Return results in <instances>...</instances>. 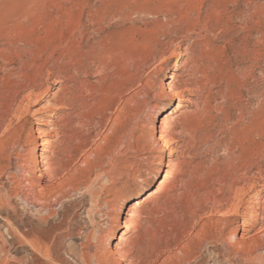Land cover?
<instances>
[{
  "label": "rangeland",
  "instance_id": "rangeland-1",
  "mask_svg": "<svg viewBox=\"0 0 264 264\" xmlns=\"http://www.w3.org/2000/svg\"><path fill=\"white\" fill-rule=\"evenodd\" d=\"M168 62L173 65V69H167ZM22 69L23 71H21ZM27 72L32 73L28 74ZM49 72L52 73V78L47 79ZM58 72L62 76L63 73L67 76L70 73L74 74L68 77L77 82L78 88L81 87L79 93L77 92L79 97L76 98L75 105L73 104L74 106L69 110L63 109L60 111L50 108L45 110L44 107H48L53 102L52 93L60 85L58 80L61 78L57 77ZM202 72L204 75L201 74ZM94 73L98 74L95 75ZM31 74L36 75V77L33 75V80L40 79L39 81L43 82V79H45L44 82L49 85H47L49 89L47 92H43L44 94L42 93L40 97L33 96L30 102L25 101V105L22 106L24 114L20 121V135L23 146L11 151L10 157L3 161L2 165L8 166V169L5 170L6 172H4L0 182H5L6 188H10L12 185L8 180V174L19 172L17 170L19 162H26L30 153L29 134L32 126H37L36 117L44 116L45 118L55 119L69 111H73L70 113L71 117L74 118V124L80 123V125L72 124L73 131H71L73 134L71 135H73V138L60 137V141L57 142L58 147L60 146L59 152L51 160L57 162L58 165L59 163H67L68 167L66 166V169L68 170L62 171L61 175L67 176L71 171L79 181L83 179L81 181L85 182L84 186L88 184V187L83 186L78 192H71L72 194H69V197L63 200V205H57L52 209L60 215H57V219L58 217H68L67 219L72 227L71 230L63 229L59 231V235L62 237L55 241L52 240L51 236V233L55 232L53 230L56 229L53 225L54 223L57 225L61 218L59 220L52 219L48 223L42 222L45 225L48 224L47 226L40 225L41 221H38L34 213H27L23 203L18 198H10L14 208H0V236L7 240L5 248L0 244V264H32L31 246L27 243L24 244L26 241H23L21 237H15L12 234L14 232L9 230L10 226L19 233L26 234L27 232L30 240L33 238L37 240L40 237L41 240L38 238V241L45 243L42 244L44 248H46V244V246L52 244L53 254L67 262L63 263L84 264L82 259L73 257V254H77V252L80 254L87 250L84 247L87 244L84 234L96 230L101 236H105V232L110 231V235L116 239L120 233L115 219L119 206L127 197L149 183L151 176L159 165L163 153L159 152V146L156 144L158 141L152 136L150 122L153 114L157 112L164 100L168 81H173L178 85L176 86L177 92L178 90L181 91L178 88H182L183 85L182 90L185 89L186 84H190L192 89L195 87L199 89H196L197 91L195 89L192 91L185 90L184 93L179 91V95L173 97V101L168 106V110L172 112L163 119L165 122L161 120V126L164 127L169 137L174 134L173 136L177 140L174 146L177 147L178 151L170 154L168 160L170 164L168 170L170 174L172 172L174 174L165 173L166 177L163 180L154 183L151 190L144 196L148 201L139 209L142 214L141 224L144 226L143 229L149 230L151 233L159 232L164 227L174 224V218L177 223L176 227L179 228L178 223L186 219L184 216L186 213L185 206L188 205L193 196H196L194 192L197 193L204 186L208 176L212 174L211 171L217 168V165L219 167V163L224 162L228 156V151L225 149H229L233 145V138L237 131V123L242 116V109L245 108L248 111L259 108V106L261 108L262 103H264V0H0V102H2V99L3 102L11 99L16 90H20L24 84L32 79ZM43 74L46 76L44 77ZM26 75H28L27 78ZM169 76H175V78L169 79ZM77 78L78 80H76ZM73 81H69V85H73ZM127 81L130 83L128 84ZM122 89H125V92ZM5 90L7 93H5ZM2 92L5 94H2ZM180 93L183 94L182 97ZM130 96L133 97H131L132 100ZM188 96L191 102L185 99ZM133 100H135V104ZM180 104L184 106L180 107ZM119 108L120 111H117ZM261 110V116L264 118V108ZM196 111H199L200 116ZM104 113L106 116L113 114V117H108L110 119L106 120ZM119 114L121 118H124L122 121L118 116ZM121 114L126 115L123 117ZM81 115L82 117H80ZM84 116L91 117L86 118ZM115 116L122 124L114 118ZM127 116H131L130 119ZM180 116L184 118L181 119ZM81 118L83 121L82 126ZM112 118L119 123L118 126L115 124L117 122L111 121ZM126 120L129 126L127 122L125 123ZM174 121H176L175 124ZM202 121L204 122L202 123ZM197 122H199L198 125H195ZM131 123L134 127L130 125ZM107 124L108 127H106ZM110 124L115 125V127ZM178 124L180 127H178ZM204 124L206 125L204 126ZM185 126L187 127L185 128ZM105 127L106 132L110 131L112 133L108 132L109 134H107L104 131ZM112 127L115 131L111 129ZM117 128H121V131ZM126 128L130 129H128L129 132ZM233 129L236 131L233 132ZM178 130L183 132L184 135L187 133L188 136L183 135V137L182 134L177 132ZM103 132L109 137L112 135L110 137L113 141L112 144L111 141L106 144L104 139L101 138L104 137ZM113 132L115 133L113 134ZM124 132L125 134H123ZM120 138L122 143L119 140ZM207 139L208 142H204ZM114 141L119 143L115 145ZM69 143H71V147ZM95 143H98V147H95ZM104 144V148H109V151L102 148V151L98 153L99 146H104ZM185 144H187L186 148ZM111 148L114 150H111ZM110 150L113 152L112 154ZM17 152L21 153V158L16 156ZM168 153V151L165 152V154ZM186 153L191 154V157L187 156ZM73 155H75V159L68 160ZM113 155L114 158H111ZM88 156H90L92 162L94 161L92 164L98 166L102 161L105 162V165L103 166L104 163H101L102 165L100 164L101 167L98 166V170L97 166L96 168L92 166L94 170L90 169L91 167H88L87 164L90 160L87 159ZM194 156L198 157L195 158ZM93 159L99 162L95 163ZM216 160L220 162L218 163ZM262 165L264 168V162H262ZM78 179H75L76 182ZM92 187L93 189L96 187L95 190L102 188L105 190H103L104 194L101 201L103 203L100 204L102 208L98 210L96 206L99 202L96 201L95 197L94 200L89 195ZM191 188L197 192L194 190L193 192ZM258 189H260V186ZM189 191L190 194L193 193L194 195L190 196ZM86 192H89V194H86ZM261 193L264 195V190ZM185 196L190 199L189 202L184 201L187 199ZM181 198L184 202L181 201ZM136 199H133L132 202ZM107 200L108 202H106ZM181 202L184 204H181ZM164 204H167L166 208L168 210L163 207ZM172 207L176 209L173 208V213L171 212ZM128 212L131 216L138 214L137 211L129 210ZM92 218H95L97 223H93ZM8 219L11 221L10 223ZM163 219L164 222L161 223ZM145 221H148L147 224L143 223ZM166 221L167 223H165ZM260 224H257V227H260ZM52 227L55 229H51ZM132 230L127 229L128 234ZM43 233H47L46 235L49 237ZM67 233L70 234L67 235ZM30 235L35 237L31 238ZM1 240L0 243H3V239ZM102 246H104V243ZM217 248L210 245L207 250H202L201 264H218L214 259Z\"/></svg>",
  "mask_w": 264,
  "mask_h": 264
},
{
  "label": "bare ground",
  "instance_id": "bare-ground-1",
  "mask_svg": "<svg viewBox=\"0 0 264 264\" xmlns=\"http://www.w3.org/2000/svg\"><path fill=\"white\" fill-rule=\"evenodd\" d=\"M119 17H120V15H119ZM25 56H26V54H25ZM35 61H37V60H35ZM59 61H60V59H59ZM44 66H46V65H44ZM114 68H115V66H114ZM167 69H170V70L173 69V65L170 62H168V68ZM21 71H23V69ZM24 71H26V70H24ZM35 71H37V70H35ZM43 71H45V70H43ZM27 73L29 74V73H32V72H27ZM36 73H37V75H39L38 72H36ZM65 73H68V72H65ZM22 74H23V78H24V76H25L24 72ZM71 74L72 73H70V75ZM96 74H98V73H96ZM201 74L204 75L203 72ZM33 75L36 77L35 74H31L30 77L32 78ZM70 75H68V76H70ZM72 75H74V74H72ZM138 75H139V73H138ZM138 75H137V78H138ZM205 75H207V73H205ZM27 76L28 75H26V78H27ZM43 76L45 77L46 75L43 74ZM51 76H52V73L49 72L48 76H47V79L52 78ZM61 76L62 75H59V72H58V76L57 77L61 78V79L58 80V84H60V85L58 86L57 90L52 93L53 102H51L50 105L48 104L49 105L48 107H44L45 110H47L49 108L50 109H58L60 111L63 110V109L69 110V109L72 108V106L75 105L74 103H75L76 98L79 97L77 92L80 91L79 88H81V87L80 86H79V88L77 87V84H76L77 82H74L73 80H71L70 77H68L64 73H63V76L62 77ZM57 77H56V79H57ZM190 77H192V76H190ZM168 78L169 79H174L175 76L174 77L173 76H169ZM37 80H35V79L33 80V78H32L26 84H24V86H22V84H21L22 87L19 85L21 87V89L19 88L20 90H16L15 94L11 97V99H8L7 101L4 100L5 102H3V99H2V102H0V179H1V177H3L4 172H6L5 170L8 169L7 168L8 166H3L2 165L3 161H5V159H8L10 157L11 151L16 150L17 147H19V146L20 147L23 146L22 145V141H21L22 138H21V135H20V121H21V119L23 117V114H24V112H23L24 109L22 108V106L25 105L24 104L25 101L30 102L33 99V96H36V98L40 97V95L43 92H47L48 89H49V87H48L49 85L47 84L48 85L47 86L45 84V82H44L45 79H43V82H40L39 81L40 79L38 81ZM76 80H78V78ZM69 81L70 82L73 81L74 84L72 83L73 85H69V83H68ZM24 82H25V78H24ZM133 82H135V81H133ZM82 83H83V81H82ZM127 83H128V81H127ZM201 83H202V81H201ZM201 83H200V85H201ZM6 85H7V83H6ZM131 85H132V83H131ZM176 86H178V85H176L173 81L172 82L168 81L167 86H166V90H165L164 100L160 104L157 112H155L153 114L152 120L150 122V128H151V130L153 132L152 136L158 141L157 143L156 142L155 143L159 146V149H160L159 152L163 153L161 155V157H160V161H159L158 167L156 168L154 174L151 176L149 183L144 185V186H142L136 192H134L129 197H127L122 202V204L119 206L118 212H117V215H116V218H115L116 219V224L119 226V229H120V233H119L118 237L116 238V239H118V241H116V239L113 238V236L110 235V231H106L105 232L106 233L105 236L104 235L101 236V234L98 233L96 230H92L91 232H87V233L84 234V237H86V242H87V244L84 245V247L87 250L85 252H81L80 254L78 252H77V254H73L74 255L73 257L82 259L84 261V264H201L202 263L201 262V258H202L201 251L204 250V249L207 250L208 246H210V245H212V246H214L216 248L218 247L217 250H216V255L214 257V259H216L218 264H264V198H263L264 195H263V193H261V191L264 190V168H263V165H262V162H264V118L261 116V112H262L261 109L264 108V103H262L261 108L259 106V108H256V109H253V110H248V111L245 108L242 109L243 110L242 114H241L242 116H241V119H239V121L237 123V127H236L237 131L235 129H233L234 130L233 132L236 131V133L234 134V138H233L234 139L233 145L231 144L232 147H229V149L228 148L225 149V150L228 151V156L226 157V159L222 163H219L220 161L218 162L217 161L218 159L216 160L219 163V167L217 165V168H215L214 170L211 169L212 170L211 171L212 174H210L208 176L207 182H205L204 186L202 188H200L198 190V192L195 189L191 188L192 191L194 190V191L197 192V193H195L193 191L194 194H196V196H193V198L190 197V198H192L191 200L185 196L187 199L184 200V201L186 202V201L190 200V202L188 201L189 202L188 205L186 203V205H187V206H185V212H186L185 214L186 215L184 214L186 219L184 221H181L180 223H178L180 227L179 228L176 227L177 223H176V220L174 218L173 219L174 224H171L168 227L161 226V227H164V228L162 230H160L159 232L155 231V233L154 232L151 233V232H149V230L143 229L144 226H143V224H141V217H142L141 215L142 214H141L139 208H140V206L144 205L148 201V199L144 198V196L151 190V188L153 187L154 183H157V182L159 183L161 180H163L164 177H166L165 173L167 174L169 172L168 167L170 166V164L168 163L169 155L173 154V152H177L178 151L176 149L177 147L174 146L175 145L174 143L177 142V140L173 136L174 134L171 135V137L173 136L172 138L169 137V135H167L166 131L164 130V127L161 126L162 125V121L161 120L165 119L172 112L171 110L170 111L168 110V106L173 101V97L179 95L178 92L180 90H178V92H177V90H176L177 87ZM190 86H191L190 84H186V88L185 89L182 90L184 85H183L182 88H178V89H181L180 92H182V93H184V92H186L188 90L192 91L194 89L195 90L199 89V88H196V87L192 89ZM205 87H206V84H205ZM91 89H92V87H91ZM202 91H203V89H202ZM85 92H83V93H85ZM3 93L4 92H2V94ZM5 93H7L6 90H5ZM182 93H180V94H182ZM197 93H199V92H197ZM8 95H10V94H8ZM132 96H130V99H131ZM182 96H183V94L181 95V97ZM84 97L82 98L83 100H84ZM122 98L124 99V97H122ZM118 99H119V97H118ZM185 99H187L188 101L191 102V99H190L189 96L186 97ZM79 100H81V99H79ZM86 101H84V102H86ZM134 101L135 100H133V102ZM114 102H117V101H114ZM123 102H125V101H123ZM126 102H127V100H126ZM129 102L131 103L132 101H129ZM261 102H263V101H261ZM87 103H88V101H87ZM134 104H135V102H134ZM183 104H180L179 106L183 107L184 106ZM79 105H80V103H79ZM123 106L125 107V105H123ZM76 107H78V106L76 105ZM120 108H122V106H120ZM120 108L117 109V111H120ZM82 110H83V108H82ZM91 110H92V108H91ZM144 110H145V108H144ZM199 110H200V108H199ZM77 111H78V109H77ZM94 111H96V110L94 109ZM123 111H125V110H123ZM193 111L195 112V110H193ZM70 112L71 111L67 112L64 115H61V117L58 116L55 119L45 118L44 116L36 117L37 126H32L30 134H29V136H30L29 137V139H30L29 140V143H30L29 152L30 153L28 155V158H27L26 162L23 163V162L20 161L19 165L17 164L18 165L17 166L18 167L17 170L19 172H14V173H9L8 174V180H9L10 184L12 185L10 188H6L5 182H2V183L0 182V208H5V207H9V208L11 207V209L14 208L10 198L16 197L23 203L26 212L27 213H34V215H36V217L38 218V221H41L40 222L41 224L39 222L38 223L40 225H42L43 224L42 222L48 223V222H51L50 220H52V219H57L56 217L59 214L54 212L52 209L55 206H57V205H63L62 204L63 200L68 198L69 194H72L73 192H78L85 185V182L81 181L83 179H81V177L78 176L81 179L79 181L77 176L75 174L71 173V171H70L71 174L66 172V173L69 174L67 176L66 175H64V176L61 175L62 171L68 170V169H66V166L68 167L67 163L66 164H60L59 163V165H58L57 162L51 160L59 152V147L60 146L58 147V145H57L58 143L57 142L60 141V137L61 136H63V137L65 136L67 138L68 137L71 138L73 136L71 134H73L72 133V131H73L72 130L73 129L72 124H74V118L71 117V113L73 111L71 113ZM196 112L199 113V111H196ZM205 112H206V110H205ZM209 112H210V110H209ZM263 112H264V110H263ZM85 113H86V111H85ZM187 113H188V111H187ZM75 114H73V116H75ZM113 114L111 116H110V114H109V116H106L105 113H104V115L106 116L105 118H107L106 120H108L111 117H113ZM123 114H121V115H123ZM194 114H196V113H194ZM87 115H89V114H87ZM114 115H116V114H114ZM125 115H123V117H125ZM77 116H79V115H77ZM91 116H93V115H91ZM118 116H120V114ZM199 116H200V113H199ZM25 117H27V116H25ZM80 117H82V115ZM84 117L87 118L89 116H84ZM108 117H110V118H108ZM116 117L117 116H115L114 118L117 119ZM128 117L129 116H127V118ZM130 117H129V119H130ZM206 117H207V115H206ZM114 118H112L111 121H113L114 123L119 121V123H120V120L117 119V121H115ZM120 118H121V116H120ZM180 118H181V116H180ZM183 118L184 117H182L181 119H183ZM122 119H124V118H121V121H122ZM132 119L133 118H131V120ZM83 120H84V118H83ZM103 120L105 121V119H103ZM133 120L135 121V119H133ZM188 120H190V119H188ZM191 120H192V118H191ZM80 121H81V126H82V122H83L82 118H81ZM104 121H103V123H104ZM167 121H168V119H167ZM178 121H180V120H178ZM197 121H198V119H197ZM205 121H206V119H205ZM78 122H79V120L77 121V123ZM108 122H110V121H108ZM113 122H111V123H113ZM126 122H127V120L125 121V123ZM175 122L176 121H174V124H175ZM186 122H188V121H186ZM203 122L204 121H202V123ZM119 123L117 122L115 124L117 125ZM125 123H124V125L126 126ZM189 123H190V121H189ZM198 123L199 122H197V124H195V125H198ZM108 124H107L106 127H108ZM120 124H122V122ZM74 125H76V124H74ZM77 125H80V123H78ZM101 125H102V123H101ZM110 125H112V124H110ZM127 125H128V122H127ZM130 125H132V123ZM191 125H189V126H191ZM205 125L206 124H204V126ZM132 126H130V128H132ZM182 126L184 127V125H182ZM78 127H80V126H78ZM106 127L104 128V131H105ZM113 127H115V125ZM113 127L111 128L112 130H114ZM119 127H121V126H119ZM178 127H180V125ZM186 127L187 126H185V128ZM121 128L120 129L117 128V129H119L121 131ZM76 129H77V127H76ZM193 129H194V127H193ZM129 130L127 132H129ZM172 130H173V128H172ZM179 130L177 132L182 134L183 132H180ZM83 131H85V130H83ZM105 132H103L104 133L103 134L104 137H101V138H103L104 141L106 142V144H108V142L111 141L110 137L112 135L109 137V135L107 136L105 134L106 133L109 134L110 131H108L109 133L108 132L105 133ZM168 132H170V131H168ZM114 133L115 132H113V134ZM75 134L77 135L76 131H75ZM117 134H118V132H117ZM123 134H125V132ZM127 135H128V133H127ZM183 135L184 134H182V136ZM186 135L188 136L187 133H186ZM186 135H184V136H186ZM196 135H199V134H196ZM209 135H211V134H209ZM120 136H123V135H120ZM189 136H191V135H189ZM201 136H202V134H201ZM206 136H208V135H206ZM206 136H205V139H206ZM63 137H61V138H63ZM116 138H117V136H116ZM197 138H195V139H197ZM210 139H211V137H210ZM119 140L121 142V138ZM127 140H129V139H127ZM104 141H102V142L104 143ZM206 141L208 142V139L205 140L204 142H206ZM126 142H125V144H126ZM193 142L195 143V141H193ZM71 143H73V142H71ZM71 143H69V146H70ZM112 143H113V141H111V144ZM117 143H119V142H117ZM117 143L115 145H117ZM97 144L95 143V145H96L95 147H98ZM181 144H182V142H181ZM220 144H222V143H220ZM119 145H121V144H119ZM186 145L187 144H185V148H186ZM121 146H123V145H121ZM180 146H182V145H180ZM104 147H105V144H104V146H99V148H98L99 150H97V152L99 153L100 151H102L101 149L104 148ZM111 147H112V145H111ZM187 148H188V146H187ZM197 148H199V147H197ZM104 149H106V148H104ZM108 149L109 148H107L106 150L109 151ZM106 150H105V152H106ZM111 150H114V149L111 148ZM111 150H110V152H111ZM183 150H184V148H183ZM210 150H212V149H210ZM92 151H93V149H92ZM95 151H96V149H95ZM164 151L165 152L168 151L169 153L165 154ZM112 153L113 152H111V154ZM182 153L184 154V151ZM206 153H207V151H206ZM116 154L120 155L119 153H116ZM176 154H178V153H176ZM203 154H204V152H203ZM103 155H104V153H103ZM192 155H194V154L192 153ZM16 156L18 158H21V153L17 152ZM70 156H71V154H70ZM74 156L75 155H73V157L69 158L68 160L75 159ZM109 156H110V154H109ZM187 156L191 157V154L190 155L187 154ZM88 157L89 158H87V159H90V156H88ZM106 157H108V156H106ZM106 157L103 158V159L105 160ZM196 157H198V156H196ZM224 157H222V158H224ZM94 158H96V157H94ZM111 158H114V155ZM93 160H95V159H93ZM97 160H99V158H97ZM107 160H111V159H107ZM117 160L119 161V159H117ZM220 160H221V158H220ZM112 161H109V162H112ZM93 162H92V159L88 160V162H87L88 167H91L90 169H93V167L96 168V166H97V165L92 164ZM98 162L99 161L96 162V160H95V163H98ZM56 163H57L58 166L56 165ZM101 163H104L103 166L105 165V162L101 161L100 164ZM100 164L98 165L99 167H101ZM189 164H190V162H189ZM98 166H97V170L99 169ZM103 169H105V168H103ZM88 171H90V170L88 169ZM99 172L103 173L102 171H99ZM104 173H107V172H104ZM172 173L170 174V172H169L170 175L174 174V173L173 174ZM175 177H176V175H175ZM75 179L76 180L78 179V181L76 182ZM90 181H92V180H90ZM167 184H168V182H167ZM184 184H186V183H184ZM259 186H260V189H258ZM84 187H88V184L86 186H84ZM106 187H108V186H106ZM95 188L93 189V187H92V189H90V191H89L90 194H89V192L88 193L86 192V194L91 195L93 199H94V197L97 199L96 201H98L99 203L97 202L98 204H97L96 208L98 210V209L102 208L101 205H102L103 202L101 203V201L103 199V194H104L103 192L105 190H104V188H102L100 190L97 188L98 190H95ZM189 194H190V191H189ZM194 194L192 193V194H190V196L194 195ZM84 197H85V195H84ZM180 197H182V196H180ZM183 197H184V194H183ZM188 197H189V195H188ZM133 199H136V200H134V202H132ZM175 201H176V199H175ZM181 201H183L182 198H181ZM106 202H108V200ZM181 204H184V203L181 202ZM166 205L165 206L162 205V206L166 208ZM176 205H174V206H176ZM165 208H163V209H165ZM173 208L174 207H172V211H171L172 213H173L174 210H176L175 208L173 210ZM176 208H179V207H176ZM166 209H165V211H166ZM182 209H183V207H182ZM94 210H96V209H94ZM97 210H96V212H97ZM129 210H132L134 212L137 211L138 214L131 216L129 214V212H128ZM182 211H184V210H182ZM128 215H130V216H128ZM170 217H172V216H170ZM60 218L58 217L57 220H59ZM67 218L68 217L61 218V220L59 221V223H57V225L54 223L53 226L56 229L53 228V227L51 229H55V230H53V232L54 231L55 232L54 233L50 232L51 236H52V240L55 241L56 239L58 240L60 237H62V236L59 235V231H61L63 229H67V230H71L72 229V227L69 224V220ZM91 220H92L93 223H97L95 218H92ZM161 220H162V218H161ZM148 221H145L143 223L145 224ZM8 222L10 223L11 221L8 219ZM153 222H154V219H153ZM163 222H164V219H163V221L161 223H163ZM165 223H167V221ZM259 223H261L260 227H257V224H259ZM43 225L47 226L48 224L47 225L43 224ZM127 229H133V230H132V232H130V234H128ZM146 229H148V228H146ZM9 230H10V232H14L12 234H14L15 237L18 236V237H21V239L23 241L25 240L26 242H24V244L27 243V244H29L31 246V248H32V256H33V258H31V260H32L31 263L32 264H66L67 263L66 261L58 258L56 255L53 254V249L51 248L52 244L50 246H46L47 245L46 244L45 245L46 248H44L43 245L45 243L43 244V243H41L42 241L41 242L38 241V238L41 240L40 237L37 236L38 238L36 237L37 240H35V238H33V237H35L34 236L36 234L35 232H33V233H35L33 235V237L30 235V237L33 238L34 240L33 239L30 240V239H28L29 238L28 237L29 234L27 232H26V234H22V232L19 233V231H14L15 229L12 226H10ZM16 230H18V229H16ZM49 230H47V231H49ZM34 231H35V229H34ZM43 234L46 235L45 233H43ZM69 234L70 233H67V235H69ZM37 235H38V233H37ZM47 237H49V236H47ZM0 238L3 239V243H0V244H2V247L5 248L6 244H7V240L3 236H0ZM48 241H51V240H48ZM103 243H104V246H102ZM105 245H107V246H105ZM213 252L215 253V251H213ZM49 260H51V262H49ZM63 262H66V263H63Z\"/></svg>",
  "mask_w": 264,
  "mask_h": 264
}]
</instances>
